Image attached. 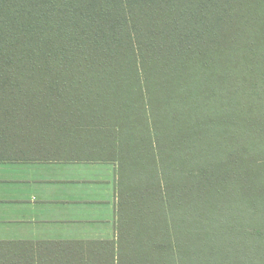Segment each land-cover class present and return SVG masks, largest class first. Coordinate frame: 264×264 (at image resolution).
I'll use <instances>...</instances> for the list:
<instances>
[{
  "label": "trees",
  "instance_id": "trees-1",
  "mask_svg": "<svg viewBox=\"0 0 264 264\" xmlns=\"http://www.w3.org/2000/svg\"><path fill=\"white\" fill-rule=\"evenodd\" d=\"M186 46H141L158 156H144L145 113L0 112V160L128 162L115 241L0 242V264H264V49L203 63L205 48ZM138 70L124 0H0V102L143 103ZM223 100L209 136L231 139L206 142L192 166L182 147L199 136L201 109Z\"/></svg>",
  "mask_w": 264,
  "mask_h": 264
},
{
  "label": "crops",
  "instance_id": "crops-1",
  "mask_svg": "<svg viewBox=\"0 0 264 264\" xmlns=\"http://www.w3.org/2000/svg\"><path fill=\"white\" fill-rule=\"evenodd\" d=\"M124 5L141 63L145 44L205 48L203 63H233L264 49V0H124ZM179 54L183 61L189 55ZM79 157L26 153L0 160V242L117 239V170L125 162Z\"/></svg>",
  "mask_w": 264,
  "mask_h": 264
},
{
  "label": "rangeland",
  "instance_id": "rangeland-1",
  "mask_svg": "<svg viewBox=\"0 0 264 264\" xmlns=\"http://www.w3.org/2000/svg\"><path fill=\"white\" fill-rule=\"evenodd\" d=\"M137 65H138L140 81H141L143 93H144L143 103H137V104H126L125 103L124 104V103H67V102H20V101L0 102V112H11V113H15V112H20V113H27V112H35V113H39V112H46V113H145L148 115L150 122H151V128H152L153 139H154V149L153 151L147 154H144V156L146 155L158 156L159 151L161 149V143L158 140V137L156 134V127H155V123L153 119L154 118L153 112L151 110L150 101L148 97L145 74L142 68V63L139 59H137ZM222 102L225 103V105L217 104L216 106L207 107V104H206L201 109L202 112H201V116L199 119V122H200L199 124L201 125L196 130V132L199 133L198 134L199 136L192 139L191 149L189 147L188 150H186V146L182 147L183 151L185 150L186 152H188L189 156L195 157L194 161L192 162L193 164L192 166H196L198 164L202 166L203 156H209L208 154L210 153V150H207L208 147L206 146V142L215 141L214 143H216L217 141L220 142V140H222L223 142H226L229 139H231L229 135L223 136V134L220 131L216 132V134L213 135L214 137L209 136V131H208L209 125L207 123L208 119H210L211 117H214L216 120L220 121L223 114H225L227 111V106H226L227 101L223 100ZM200 127L203 129H201ZM74 150L75 148H73V151ZM75 151H79V150H75ZM214 154L217 155V152H214ZM102 155H104V152H102ZM170 155H171V152L166 147V156H170ZM218 155H221V154L218 153ZM78 156H81V155H76V157ZM69 157L71 156L69 155ZM259 158H262V153L259 154ZM150 183L151 181L148 180V184ZM130 203H133V202L131 201ZM116 211L118 212V208L116 209Z\"/></svg>",
  "mask_w": 264,
  "mask_h": 264
}]
</instances>
